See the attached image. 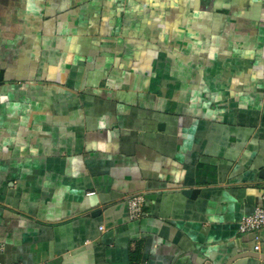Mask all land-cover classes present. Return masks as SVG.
I'll return each instance as SVG.
<instances>
[{
    "label": "crops",
    "instance_id": "1",
    "mask_svg": "<svg viewBox=\"0 0 264 264\" xmlns=\"http://www.w3.org/2000/svg\"><path fill=\"white\" fill-rule=\"evenodd\" d=\"M0 70L4 264H264V0H0Z\"/></svg>",
    "mask_w": 264,
    "mask_h": 264
},
{
    "label": "built area",
    "instance_id": "2",
    "mask_svg": "<svg viewBox=\"0 0 264 264\" xmlns=\"http://www.w3.org/2000/svg\"><path fill=\"white\" fill-rule=\"evenodd\" d=\"M146 201V196L143 194L129 198L128 202L132 220L141 219L145 215L144 207ZM262 230H264V195L262 204L256 208L255 212L252 215L244 216L239 223V232L241 234H258ZM3 252L4 246L0 244V264H4L1 261Z\"/></svg>",
    "mask_w": 264,
    "mask_h": 264
},
{
    "label": "water",
    "instance_id": "3",
    "mask_svg": "<svg viewBox=\"0 0 264 264\" xmlns=\"http://www.w3.org/2000/svg\"><path fill=\"white\" fill-rule=\"evenodd\" d=\"M3 71L2 70H0V83H2L3 82ZM261 177L262 178H264V171H263V173H261ZM147 198L148 199H150V196H147ZM246 250V249H245ZM245 252V251H244Z\"/></svg>",
    "mask_w": 264,
    "mask_h": 264
}]
</instances>
